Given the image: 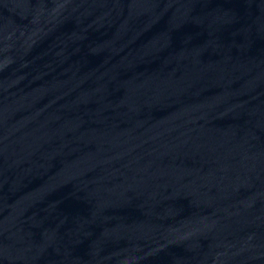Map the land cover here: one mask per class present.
Returning a JSON list of instances; mask_svg holds the SVG:
<instances>
[{
	"label": "water",
	"instance_id": "water-1",
	"mask_svg": "<svg viewBox=\"0 0 264 264\" xmlns=\"http://www.w3.org/2000/svg\"><path fill=\"white\" fill-rule=\"evenodd\" d=\"M0 264H264V0H0Z\"/></svg>",
	"mask_w": 264,
	"mask_h": 264
}]
</instances>
